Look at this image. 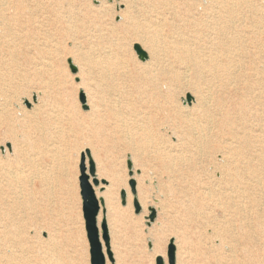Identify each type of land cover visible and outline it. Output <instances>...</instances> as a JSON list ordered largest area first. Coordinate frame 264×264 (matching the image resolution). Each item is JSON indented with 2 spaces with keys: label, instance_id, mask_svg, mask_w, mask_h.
<instances>
[{
  "label": "rangeland",
  "instance_id": "obj_1",
  "mask_svg": "<svg viewBox=\"0 0 264 264\" xmlns=\"http://www.w3.org/2000/svg\"><path fill=\"white\" fill-rule=\"evenodd\" d=\"M202 1L172 0L171 4L181 9L190 5L195 16H203L208 4L207 0ZM155 7L154 0H142V5L132 10L136 17L132 22L124 19L126 5L121 0H62L58 4L59 13L72 14L73 22L84 19L87 23L75 22L70 31L59 23L64 20L45 18L37 53L34 43L24 39L27 29L16 26L17 35L8 39L0 26V60L9 61L6 47L13 42L20 73L10 64L3 68L8 82L0 81V104L7 103L6 108L11 112L36 110L38 114L35 122L26 123L5 121L0 116V159L14 157L13 150L23 153L20 170L0 165V253L8 250L4 233L12 203L18 201L29 241L34 235L33 205L38 211L37 264H90L78 188L80 155L88 150L95 163V176L109 185L113 174L122 181L111 190L117 199L113 210L108 213L101 208L99 213L101 219L104 212L107 214L115 264H155L157 257L167 264L166 251L171 240L175 244V264H247L232 235L213 232L214 221L211 224L191 220L182 214L184 203L194 198L205 199V192L210 193L211 200L217 198L218 188L209 185L216 173L209 169L204 172L199 166L192 170L183 167L181 173L186 178L196 177L198 181L168 179L154 169L151 150H135L137 127L163 129L166 140L171 144L176 142L175 136L166 129L171 122H163L168 109L163 107L158 111L146 100L143 86H90L80 73L83 58L94 60L109 49L112 56L129 59L125 64L127 72L147 64L149 59L141 62L133 45L156 40L163 45L165 35L172 29L168 20L163 21L156 13ZM109 30L112 32L108 34ZM27 48L31 51L29 55H39L41 61L31 65L25 77L22 63ZM70 65L76 68L75 73ZM36 66H40L41 74L35 71ZM189 84L200 85L202 92L207 86L192 77L183 81L176 90L180 107L193 103ZM81 93L86 96L87 110L80 103ZM196 161L204 160L199 157ZM130 180L135 181L134 196L128 185ZM121 190L130 197V200L125 197L124 205ZM97 193L100 195V190ZM134 199L140 206L138 214ZM150 209L155 211L153 222H149ZM157 251L161 255L156 257Z\"/></svg>",
  "mask_w": 264,
  "mask_h": 264
},
{
  "label": "bare ground",
  "instance_id": "obj_2",
  "mask_svg": "<svg viewBox=\"0 0 264 264\" xmlns=\"http://www.w3.org/2000/svg\"><path fill=\"white\" fill-rule=\"evenodd\" d=\"M4 1L0 0L3 35L13 39L17 35L16 26L27 29L24 39L34 43L36 53L45 18L64 20L59 23L70 31L75 22L87 23L84 19L73 22L72 14L59 13L58 4L62 0ZM121 1L126 5L124 19L134 22L136 17L132 10L141 6L142 0ZM154 1L156 13L163 21L168 20L172 29L165 35L163 45L158 40L154 43L140 41L141 49L148 55L147 64L127 72L125 64L129 59L114 57L109 49L94 60L83 58L84 64L79 61L82 65L80 73L90 86H143L147 92L146 100L157 110L168 109L163 122H171L166 129L175 136L176 142L169 143L163 129L137 127L135 150H151L154 169L157 168L159 175H167L168 179L197 182L196 177L188 179L181 173L183 167L192 170L199 166L203 171L209 169L216 173L209 185L218 188L217 198L211 200L210 193L205 192V199L189 200L182 205L183 216L211 224L214 221L213 232L232 235L247 264H264V0H207L203 16H195L190 5L181 9L172 5V0ZM7 10L10 14H6ZM12 43L6 47L9 61L0 60V81L3 83L8 82L3 68L8 64L17 66V50ZM30 52L27 48L23 54L25 77L29 67L40 60L39 55L31 56ZM39 67L34 69L41 74ZM189 77L198 83L204 81L207 86L202 92L200 85L189 84L193 103L180 107L176 90ZM2 86L4 91L5 85ZM86 103L85 96L87 106ZM6 107L7 103L0 104V116L5 121L26 123L37 120L36 110L11 112ZM13 153L14 157L1 158L0 165L5 168L11 165L20 170L23 153L19 149ZM199 157L204 160L202 163L195 162ZM85 166L88 169V165ZM94 177L99 182V186L94 187L95 195L109 213L117 200L111 192L112 187L119 186L122 181L115 174L109 177L110 185L97 174ZM33 206L34 235L29 241L24 230L25 220L20 214V202L12 203L4 233L8 250L0 253V264H37L38 211ZM101 220L99 215L98 226ZM157 253L156 257L161 255L160 251Z\"/></svg>",
  "mask_w": 264,
  "mask_h": 264
},
{
  "label": "water",
  "instance_id": "obj_3",
  "mask_svg": "<svg viewBox=\"0 0 264 264\" xmlns=\"http://www.w3.org/2000/svg\"><path fill=\"white\" fill-rule=\"evenodd\" d=\"M133 50L141 62L147 61V53L143 51L138 44L133 45ZM70 68L73 73L77 71L73 65H70ZM80 103L83 110H87V106L85 105V95H83L82 93L80 94ZM86 160L88 161V169L85 166ZM127 166L130 170L131 163L128 162ZM94 176L95 165L91 159L90 152L88 150H85L80 155L78 182L80 189V198L82 201L81 211L84 221V229L89 247V263L106 264V260H108L110 264H115L112 253L110 251V240L106 221L103 218L99 226L97 223V219L103 206V202L102 200L97 199L95 195L94 187H98L99 182L95 179ZM129 176H132V172L129 173ZM128 185L130 187L131 193L134 196L135 181L130 180L128 182ZM120 196L121 202L124 205L126 197L125 191H121ZM133 206L135 209V213L138 214L140 206L136 199L133 200ZM154 218L155 211L153 209H150L149 222H153ZM166 257L167 264H175V247L172 240L167 246ZM155 264H164V261L161 257H157L155 259Z\"/></svg>",
  "mask_w": 264,
  "mask_h": 264
},
{
  "label": "crops",
  "instance_id": "obj_4",
  "mask_svg": "<svg viewBox=\"0 0 264 264\" xmlns=\"http://www.w3.org/2000/svg\"><path fill=\"white\" fill-rule=\"evenodd\" d=\"M79 177V176H78ZM78 188H79V182H78ZM79 195H80V189H79ZM126 199H128L127 197H126ZM129 200V199H128ZM121 204H122V202H121ZM123 205V204H122ZM106 212H105V221H106ZM82 219H83V217H82ZM84 222V221H83ZM106 224H107V221H106ZM107 228H108V225H107ZM85 230V229H84ZM108 234H109V230H108ZM109 240H110V236H109ZM112 256H113V254H112ZM113 260H114V258H113ZM115 261V260H114Z\"/></svg>",
  "mask_w": 264,
  "mask_h": 264
}]
</instances>
